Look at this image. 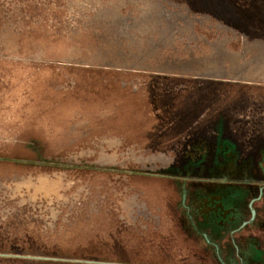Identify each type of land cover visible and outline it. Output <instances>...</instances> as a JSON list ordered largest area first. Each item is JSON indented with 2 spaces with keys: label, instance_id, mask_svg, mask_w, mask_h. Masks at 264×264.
<instances>
[{
  "label": "rangeland",
  "instance_id": "1",
  "mask_svg": "<svg viewBox=\"0 0 264 264\" xmlns=\"http://www.w3.org/2000/svg\"><path fill=\"white\" fill-rule=\"evenodd\" d=\"M260 66L264 0H0V264H264Z\"/></svg>",
  "mask_w": 264,
  "mask_h": 264
},
{
  "label": "bare ground",
  "instance_id": "2",
  "mask_svg": "<svg viewBox=\"0 0 264 264\" xmlns=\"http://www.w3.org/2000/svg\"><path fill=\"white\" fill-rule=\"evenodd\" d=\"M171 28V27H169ZM215 48H217V50L213 53V55L211 56V58L208 60L212 66L209 67L208 69H210V71L214 72V73H222L221 70V66H223V61H225L226 59L231 60V62L233 63V65L235 64V66L232 69L233 71H237V66H240V62H239V58L238 56H232L228 53V51L222 50V48H220L221 46L219 44H215L214 45ZM219 47V48H218ZM214 64V65H213ZM185 67V64H182ZM240 71V70H239ZM251 74L249 76L253 77V78H261L264 79V69L260 66V67H254L251 69ZM234 73V72H233ZM239 75V73H238ZM164 162H167V158L166 160L164 159ZM40 187L44 188L45 191L48 192H52V191H56L58 184L55 181H48V180H42Z\"/></svg>",
  "mask_w": 264,
  "mask_h": 264
},
{
  "label": "flooded vegetation",
  "instance_id": "3",
  "mask_svg": "<svg viewBox=\"0 0 264 264\" xmlns=\"http://www.w3.org/2000/svg\"><path fill=\"white\" fill-rule=\"evenodd\" d=\"M169 162H170V160H167V162H164V166H163V168H167L168 167V165H169ZM156 168V167H155ZM250 207L252 208V216H251V220H250V222H252L254 219H255V216H256V214H255V210L253 209V205L251 204L250 205ZM233 212H234V215L236 216V214L238 213V211L237 210H233ZM233 219V218H232ZM233 221V220H232ZM247 222H245L244 224H246Z\"/></svg>",
  "mask_w": 264,
  "mask_h": 264
}]
</instances>
